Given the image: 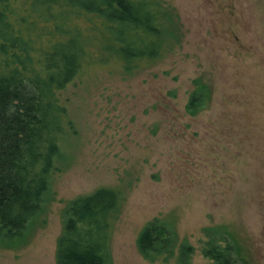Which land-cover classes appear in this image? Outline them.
<instances>
[{
  "label": "rangeland",
  "instance_id": "rangeland-1",
  "mask_svg": "<svg viewBox=\"0 0 264 264\" xmlns=\"http://www.w3.org/2000/svg\"><path fill=\"white\" fill-rule=\"evenodd\" d=\"M163 2L179 32L165 56L133 72L88 63L60 93L67 160L27 237L0 245V264H57L66 209L100 188L124 196L113 264H178L183 243L195 249L191 264H213L202 253L212 233L231 242L236 264H264V0ZM196 83L209 99L193 116ZM156 220L177 239L168 261L138 249Z\"/></svg>",
  "mask_w": 264,
  "mask_h": 264
},
{
  "label": "trees",
  "instance_id": "trees-1",
  "mask_svg": "<svg viewBox=\"0 0 264 264\" xmlns=\"http://www.w3.org/2000/svg\"><path fill=\"white\" fill-rule=\"evenodd\" d=\"M178 35L163 0H0V245L27 237L50 200L57 164L67 160L61 146L68 113L60 93L94 61L115 60L127 72L154 64ZM196 86L187 106L193 116L209 99L207 88ZM123 201L115 188L74 200L65 211L57 264H113L110 244ZM176 244L158 220L138 238L150 262L170 260ZM194 252L181 244L178 264H191ZM234 252L215 233L202 249L213 264H236Z\"/></svg>",
  "mask_w": 264,
  "mask_h": 264
}]
</instances>
